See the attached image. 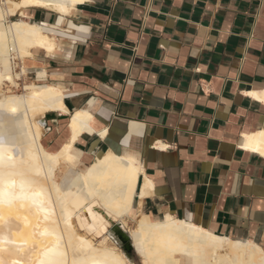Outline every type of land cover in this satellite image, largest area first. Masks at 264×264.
<instances>
[{
    "label": "crops",
    "instance_id": "1",
    "mask_svg": "<svg viewBox=\"0 0 264 264\" xmlns=\"http://www.w3.org/2000/svg\"><path fill=\"white\" fill-rule=\"evenodd\" d=\"M24 13L57 47L34 49L20 89L52 83L71 111L93 107L94 132L76 143L84 165L133 154L142 213L264 235V157L243 146L264 129V103L246 95L264 88V0H87L62 22L43 7ZM68 121L46 114L56 147Z\"/></svg>",
    "mask_w": 264,
    "mask_h": 264
},
{
    "label": "bare ground",
    "instance_id": "2",
    "mask_svg": "<svg viewBox=\"0 0 264 264\" xmlns=\"http://www.w3.org/2000/svg\"><path fill=\"white\" fill-rule=\"evenodd\" d=\"M86 1L0 0V264H111L112 256L136 264L134 253L142 264H264V235L233 238L170 213H142L135 198L143 168L135 155L109 150L84 165L76 143L94 132L92 106L71 111L52 83L27 81L15 91L36 63L34 49L57 47L24 8L55 11L62 22ZM246 95L264 103V88ZM48 112L69 115L57 147ZM244 139L245 149L264 157V129ZM145 184L152 185L147 178ZM161 236L171 238L162 254Z\"/></svg>",
    "mask_w": 264,
    "mask_h": 264
},
{
    "label": "snow or ice",
    "instance_id": "3",
    "mask_svg": "<svg viewBox=\"0 0 264 264\" xmlns=\"http://www.w3.org/2000/svg\"><path fill=\"white\" fill-rule=\"evenodd\" d=\"M0 175H2V173H0ZM156 243H157V252L162 254L171 247V238H165L161 236L160 238L157 239ZM111 264H120V262L115 258V256H112Z\"/></svg>",
    "mask_w": 264,
    "mask_h": 264
},
{
    "label": "rangeland",
    "instance_id": "4",
    "mask_svg": "<svg viewBox=\"0 0 264 264\" xmlns=\"http://www.w3.org/2000/svg\"><path fill=\"white\" fill-rule=\"evenodd\" d=\"M15 91H16V92H22L23 90H21L20 87H19V89H15ZM156 218H158V217H156ZM129 224H130L131 227H134L135 221L130 220ZM100 239H101V238H100ZM100 239H96L95 241L97 242V241L100 240ZM133 256H134V258H135V262H136V264H142V262H141V257H140L138 254H135V253H134Z\"/></svg>",
    "mask_w": 264,
    "mask_h": 264
}]
</instances>
